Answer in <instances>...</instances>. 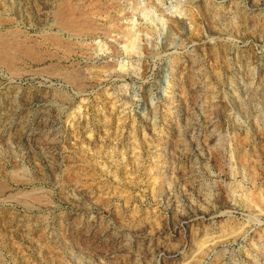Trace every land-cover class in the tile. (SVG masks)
I'll return each instance as SVG.
<instances>
[{
	"label": "rangeland",
	"instance_id": "rangeland-1",
	"mask_svg": "<svg viewBox=\"0 0 264 264\" xmlns=\"http://www.w3.org/2000/svg\"><path fill=\"white\" fill-rule=\"evenodd\" d=\"M0 264H264V0H0Z\"/></svg>",
	"mask_w": 264,
	"mask_h": 264
},
{
	"label": "bare ground",
	"instance_id": "bare-ground-1",
	"mask_svg": "<svg viewBox=\"0 0 264 264\" xmlns=\"http://www.w3.org/2000/svg\"><path fill=\"white\" fill-rule=\"evenodd\" d=\"M58 18H60L59 21L62 20V21H60V22H62V24L58 23L59 27H56L57 29L54 27H51L50 29H48L49 32L46 33L45 35H38V36H34V37L24 36L22 40L20 39L21 42H17L16 44L14 43V45H16L15 49H17V51H19V52H17V54L21 53L23 55V57L28 58L29 64L35 65V66L36 65H42L45 67L60 66L64 61H66V60H64V57H63L64 54H63V51L60 49V47H61L62 43H64L66 41L62 38V36L64 35V32L70 30V28L68 26L69 23H67L68 21H66V20L70 19V17H69V15L62 13L60 11ZM64 23H65V25H64ZM8 42H10V41H8ZM13 42H15V41H13ZM9 48H10V45H9ZM62 48L64 49L65 47H62ZM20 49H21V51H20ZM13 54H15V53L13 52ZM59 68H61V67H59ZM67 74H69V73L67 72ZM64 75H65V72H64ZM67 81H69V80H67ZM74 82H75V80H74ZM76 82H77V80H76Z\"/></svg>",
	"mask_w": 264,
	"mask_h": 264
}]
</instances>
